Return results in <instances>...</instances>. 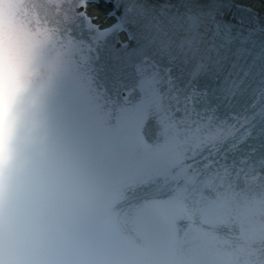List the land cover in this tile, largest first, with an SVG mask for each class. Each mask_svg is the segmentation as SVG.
Here are the masks:
<instances>
[{
    "label": "clouds",
    "instance_id": "obj_1",
    "mask_svg": "<svg viewBox=\"0 0 264 264\" xmlns=\"http://www.w3.org/2000/svg\"><path fill=\"white\" fill-rule=\"evenodd\" d=\"M0 123L7 142L15 128V105L7 94L0 95ZM34 187L37 193L44 190L39 176ZM57 227L54 210L39 196H7L0 183V264H55L47 257L46 241Z\"/></svg>",
    "mask_w": 264,
    "mask_h": 264
},
{
    "label": "bare ground",
    "instance_id": "obj_2",
    "mask_svg": "<svg viewBox=\"0 0 264 264\" xmlns=\"http://www.w3.org/2000/svg\"><path fill=\"white\" fill-rule=\"evenodd\" d=\"M246 1L249 5L254 6V4H255V7L264 9V0H246Z\"/></svg>",
    "mask_w": 264,
    "mask_h": 264
}]
</instances>
